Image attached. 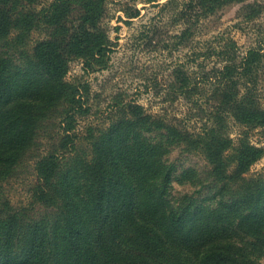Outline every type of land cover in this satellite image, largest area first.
<instances>
[{
	"label": "trees",
	"instance_id": "16d2710c",
	"mask_svg": "<svg viewBox=\"0 0 264 264\" xmlns=\"http://www.w3.org/2000/svg\"><path fill=\"white\" fill-rule=\"evenodd\" d=\"M231 1L239 0L190 3L208 14ZM105 10V0H0V179L44 121L72 127L68 61L106 67ZM34 31L43 37L32 40ZM211 54L219 64L181 71L174 88L205 116L203 129L190 133L131 103L85 147L41 155L32 197L45 212L34 218L31 207L2 202L0 264H263L264 180L246 175L263 150L244 129L235 143L228 120L264 125L257 93L264 52L255 45L240 53L230 39ZM175 146L201 154L207 169L176 172L168 159ZM173 179L192 191L174 195Z\"/></svg>",
	"mask_w": 264,
	"mask_h": 264
},
{
	"label": "rangeland",
	"instance_id": "374dc122",
	"mask_svg": "<svg viewBox=\"0 0 264 264\" xmlns=\"http://www.w3.org/2000/svg\"><path fill=\"white\" fill-rule=\"evenodd\" d=\"M105 5L102 23L111 48L106 67L86 68L82 57L70 58L64 80L75 86L77 108L72 127L65 130V121L59 119L40 125L15 169L0 179V208L4 209L1 204L6 202L5 208L31 207L29 215L41 216L45 207L34 203L32 197L36 160L71 143L85 147L90 136H98L112 121L124 116L121 106L135 103L144 112L164 117L190 133L203 129L208 124L205 116L184 94L174 90L180 84L181 71L209 70L219 64L217 56L207 52L230 39L240 53L255 45L264 52V0L231 1L208 14L198 11L190 0H105ZM31 37L35 40L43 35L34 31ZM258 75L257 93L264 104V62ZM243 129L248 131L249 141L263 150L246 175L263 181L264 125L247 128L228 120L235 143ZM65 133L72 134V141H62ZM168 159L177 165L176 172L183 167L202 171L208 166L201 154L186 152L182 146L173 147ZM191 191L189 184L173 179L174 195ZM261 261L264 264V255Z\"/></svg>",
	"mask_w": 264,
	"mask_h": 264
}]
</instances>
